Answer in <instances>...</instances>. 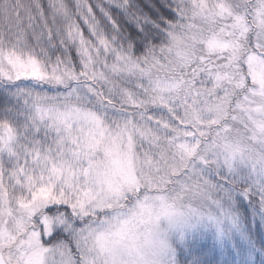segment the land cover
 <instances>
[{
	"label": "snow or ice",
	"instance_id": "obj_1",
	"mask_svg": "<svg viewBox=\"0 0 264 264\" xmlns=\"http://www.w3.org/2000/svg\"><path fill=\"white\" fill-rule=\"evenodd\" d=\"M0 264H264V0H0Z\"/></svg>",
	"mask_w": 264,
	"mask_h": 264
}]
</instances>
